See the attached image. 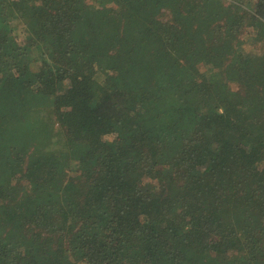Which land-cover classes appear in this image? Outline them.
Instances as JSON below:
<instances>
[{
	"label": "trees",
	"instance_id": "16d2710c",
	"mask_svg": "<svg viewBox=\"0 0 264 264\" xmlns=\"http://www.w3.org/2000/svg\"><path fill=\"white\" fill-rule=\"evenodd\" d=\"M0 264H264V0H0Z\"/></svg>",
	"mask_w": 264,
	"mask_h": 264
}]
</instances>
